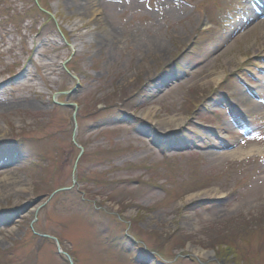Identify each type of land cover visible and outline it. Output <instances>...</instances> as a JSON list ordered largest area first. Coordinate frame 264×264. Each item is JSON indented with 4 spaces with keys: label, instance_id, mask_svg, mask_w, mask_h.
Returning a JSON list of instances; mask_svg holds the SVG:
<instances>
[{
    "label": "rangeland",
    "instance_id": "1",
    "mask_svg": "<svg viewBox=\"0 0 264 264\" xmlns=\"http://www.w3.org/2000/svg\"><path fill=\"white\" fill-rule=\"evenodd\" d=\"M263 22L264 0H0V264H68L42 235L72 264H264Z\"/></svg>",
    "mask_w": 264,
    "mask_h": 264
},
{
    "label": "trees",
    "instance_id": "2",
    "mask_svg": "<svg viewBox=\"0 0 264 264\" xmlns=\"http://www.w3.org/2000/svg\"><path fill=\"white\" fill-rule=\"evenodd\" d=\"M40 8H38V7H36L35 5H33L32 6V11L35 13V14H37V15H41V16H46V14L44 13V8H42L41 6H39ZM45 18H47V19H50L49 17H45ZM229 231V233H231V234H229V235H235L236 237H240L241 238V234L242 233H244L243 231H245V229L242 227V230H240L239 228L237 229V226L236 227H234L232 230H228ZM220 237V236H219ZM245 239H247V237L245 236L244 237ZM219 240V238H217L215 241H218ZM178 241H182V243H186V242H188L189 241V238L188 237H185L184 239L182 238V239H179ZM249 243V242H248ZM217 245H219V246H221V243L220 242H217L216 243ZM230 249H232L231 247H230ZM233 250V249H232ZM240 250H241V248H237L235 251L233 250V251H229V254L230 255H233L232 257H230V256H227L226 254L228 253V252H226V254H225V252L224 253H218V257H224L225 258V260H227L228 261V264H234L235 262L236 263H238V264H241L242 262H243V260L242 259H240V256H242V255H238L237 254V252L239 251L240 252ZM245 251H244V255H246L245 257H243V258H246L247 257V253H248V251L246 250V249H244ZM242 251V250H241ZM233 252V253H232ZM220 254H222V255H220ZM137 255V254H136ZM139 255V254H138Z\"/></svg>",
    "mask_w": 264,
    "mask_h": 264
},
{
    "label": "water",
    "instance_id": "3",
    "mask_svg": "<svg viewBox=\"0 0 264 264\" xmlns=\"http://www.w3.org/2000/svg\"><path fill=\"white\" fill-rule=\"evenodd\" d=\"M67 61H68V59L63 63V65ZM71 77L76 81V84H75L74 88H72L70 91L63 92L62 94L69 95V94L73 93V91L78 87V81H77V79L74 76H71ZM66 106L73 108V114L71 116V119H72V122H73V125H74L73 136H72L73 139H74L75 138V135H76V129H77V125L75 123V115H76V111H77V106L75 104H66ZM78 148L80 149V153H81V148L79 146H78ZM65 190H67V189H65ZM51 239L57 244V240L56 239H54V238H51ZM58 252L60 254H63L67 258L69 264H72L70 258L65 253L61 252L59 249H58Z\"/></svg>",
    "mask_w": 264,
    "mask_h": 264
},
{
    "label": "bare ground",
    "instance_id": "4",
    "mask_svg": "<svg viewBox=\"0 0 264 264\" xmlns=\"http://www.w3.org/2000/svg\"><path fill=\"white\" fill-rule=\"evenodd\" d=\"M262 28L264 29V22L262 23ZM222 78V75H219V76H217V77H215V78H213L212 80L214 81V83H217L220 79ZM242 105V107L244 108V109H246L249 105H248V103L247 102H245L244 104H241ZM146 117H148V114L146 115ZM177 121L178 120H173V119H171V120H169L167 123L168 124H171V125H173V127H176L177 126ZM0 132H1V129H0ZM254 152H258V151H255L254 150V148L253 149H251L249 152H248V154H252V153H254ZM257 154H260L259 152L257 153ZM240 155H247V154H238L237 156H240ZM198 255H203V253H202V251H195Z\"/></svg>",
    "mask_w": 264,
    "mask_h": 264
}]
</instances>
